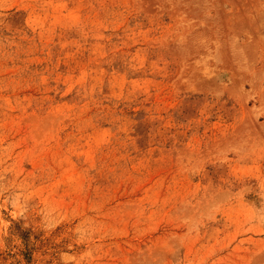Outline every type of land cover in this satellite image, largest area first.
<instances>
[{"label":"rangeland","instance_id":"obj_1","mask_svg":"<svg viewBox=\"0 0 264 264\" xmlns=\"http://www.w3.org/2000/svg\"><path fill=\"white\" fill-rule=\"evenodd\" d=\"M0 264H264V0H0Z\"/></svg>","mask_w":264,"mask_h":264}]
</instances>
